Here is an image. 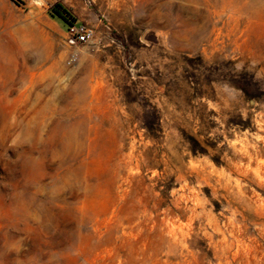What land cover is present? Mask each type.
Masks as SVG:
<instances>
[{
	"label": "rangeland",
	"instance_id": "1",
	"mask_svg": "<svg viewBox=\"0 0 264 264\" xmlns=\"http://www.w3.org/2000/svg\"><path fill=\"white\" fill-rule=\"evenodd\" d=\"M61 4L0 0V264H264V0Z\"/></svg>",
	"mask_w": 264,
	"mask_h": 264
},
{
	"label": "built area",
	"instance_id": "2",
	"mask_svg": "<svg viewBox=\"0 0 264 264\" xmlns=\"http://www.w3.org/2000/svg\"><path fill=\"white\" fill-rule=\"evenodd\" d=\"M96 37L94 28L83 23H74L67 29V43L71 47H79L93 44ZM76 56L73 55L71 62H75Z\"/></svg>",
	"mask_w": 264,
	"mask_h": 264
},
{
	"label": "trees",
	"instance_id": "3",
	"mask_svg": "<svg viewBox=\"0 0 264 264\" xmlns=\"http://www.w3.org/2000/svg\"><path fill=\"white\" fill-rule=\"evenodd\" d=\"M53 17L59 18L62 22L66 23L69 26L77 23V20L71 15L69 11L62 10V12H57L56 10L51 11Z\"/></svg>",
	"mask_w": 264,
	"mask_h": 264
},
{
	"label": "crops",
	"instance_id": "4",
	"mask_svg": "<svg viewBox=\"0 0 264 264\" xmlns=\"http://www.w3.org/2000/svg\"><path fill=\"white\" fill-rule=\"evenodd\" d=\"M60 1H62L61 5H64V6L66 5L68 7L78 2V0H60ZM112 2L114 3V0H112Z\"/></svg>",
	"mask_w": 264,
	"mask_h": 264
}]
</instances>
